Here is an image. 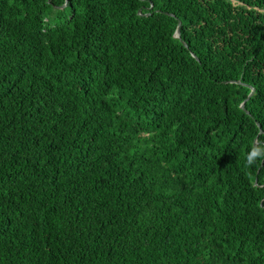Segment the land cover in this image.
I'll return each instance as SVG.
<instances>
[{"label":"trees","instance_id":"trees-1","mask_svg":"<svg viewBox=\"0 0 264 264\" xmlns=\"http://www.w3.org/2000/svg\"><path fill=\"white\" fill-rule=\"evenodd\" d=\"M0 264H264V0H0Z\"/></svg>","mask_w":264,"mask_h":264},{"label":"clouds","instance_id":"clouds-1","mask_svg":"<svg viewBox=\"0 0 264 264\" xmlns=\"http://www.w3.org/2000/svg\"><path fill=\"white\" fill-rule=\"evenodd\" d=\"M261 155V152L256 150V149H253V151L248 155L247 157V162L249 165L253 164L257 157Z\"/></svg>","mask_w":264,"mask_h":264},{"label":"water","instance_id":"water-1","mask_svg":"<svg viewBox=\"0 0 264 264\" xmlns=\"http://www.w3.org/2000/svg\"><path fill=\"white\" fill-rule=\"evenodd\" d=\"M179 26H180V24L178 23L177 31H176V33H175V38H179V37H180ZM184 45H185V44H184ZM253 92H254V90H253V88H251V92H250V94H249L248 97L252 96ZM241 108H242V109L244 108V103L241 104ZM260 133H261V131H260Z\"/></svg>","mask_w":264,"mask_h":264}]
</instances>
